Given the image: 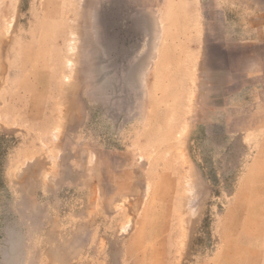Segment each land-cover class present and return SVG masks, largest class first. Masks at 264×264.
Listing matches in <instances>:
<instances>
[{
    "label": "rangeland",
    "instance_id": "374dc122",
    "mask_svg": "<svg viewBox=\"0 0 264 264\" xmlns=\"http://www.w3.org/2000/svg\"><path fill=\"white\" fill-rule=\"evenodd\" d=\"M0 264H264V0H0Z\"/></svg>",
    "mask_w": 264,
    "mask_h": 264
}]
</instances>
